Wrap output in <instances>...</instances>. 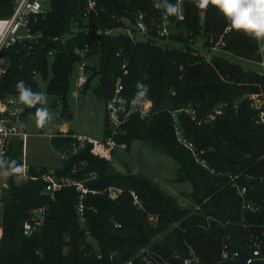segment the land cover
Masks as SVG:
<instances>
[{"label": "trees", "instance_id": "1", "mask_svg": "<svg viewBox=\"0 0 264 264\" xmlns=\"http://www.w3.org/2000/svg\"><path fill=\"white\" fill-rule=\"evenodd\" d=\"M95 2V11L86 15V0H51L32 24L42 38L5 51L8 68L0 80V96H18L20 80L38 91L35 76H50L47 92L61 102L65 114L76 69L84 62L81 92L93 87L105 104L120 83L128 99L151 102L149 116L131 118L117 142L126 151L140 140L173 159L172 183L190 185L191 205H179L143 174L118 171L112 162L93 156L89 146L72 153L69 130L51 137L52 146L66 154L53 174L98 192L83 197L82 222L74 186L62 187L53 199L42 194L41 176L49 169L28 166L27 177L16 178L21 142L13 140L0 156V177H7V189L0 193V264H124L143 248L171 264H183L190 251L200 264H216L224 245L231 254L229 238L245 250L251 237L264 241V123L253 107V97L264 101V73L192 47L200 38L208 50L217 44L223 52L259 62L264 48L258 37L232 29L211 3L198 7L197 0H182L183 19L176 11L165 20L153 0ZM171 2L177 8V0ZM12 4L0 0V18L11 14ZM140 14L146 39H137L133 28V39L121 31L104 33L127 23L134 26ZM160 27L168 30L164 39L179 47L157 44ZM137 81L148 85L144 97L136 96ZM37 107L41 105L28 107L25 115ZM175 119L208 169L177 141ZM105 125L104 112V130ZM234 184L245 187V199L262 210L244 209ZM108 187L123 193L110 200L104 192ZM131 192L140 205L133 204ZM37 208H45L43 225L26 236L23 224Z\"/></svg>", "mask_w": 264, "mask_h": 264}, {"label": "built area", "instance_id": "2", "mask_svg": "<svg viewBox=\"0 0 264 264\" xmlns=\"http://www.w3.org/2000/svg\"><path fill=\"white\" fill-rule=\"evenodd\" d=\"M51 0H12V11L8 17L0 18V80L4 76L8 68V58L5 56V51L15 45L32 43L42 38L41 33L34 34L32 31V24L36 21L40 14H44L47 10L44 9L45 4H49ZM182 0H177V16L179 20L183 19L181 10ZM87 9L86 15L95 11V0H86ZM132 28L136 30L139 35H146L147 28L143 22L142 15H138L134 26H127L124 28H117L115 30L105 31V34H112L114 31L123 32L128 37L133 39ZM229 30V27L226 31ZM97 33H101L97 31ZM159 38H166L168 36V30L164 27H160L157 31ZM258 43L264 44V37H258ZM56 41V39H55ZM216 47H211V50H216ZM220 49V48H219ZM218 49V50H219ZM78 52V51H76ZM264 73V60L259 62ZM84 62H81L76 73L74 75L75 86L79 89L84 84ZM83 83V84H82ZM76 88V89H77ZM253 107L260 110L259 118L264 123V101L260 100L256 96L253 97ZM29 106L22 104L18 100V96H0V156L4 154L9 146V143L13 140L21 142V156L20 165L17 170V179H23L27 177L28 166L24 163V143L27 138L26 126H25V112ZM263 108V109H262ZM152 110V104L149 100L128 99L123 95V87L120 83L115 85L112 96L104 104V112L106 116L104 139H94L86 135L73 133L71 135L72 153H77L85 147L89 146V151L93 156L100 159L112 162L113 152L116 150H125L126 145L124 143H118L117 137L122 133L123 127L131 120V118L137 116L140 119H145L149 116ZM219 113V112H218ZM174 130L177 141L185 149H187L194 160L202 167L208 169L205 160L200 158L202 152H198L194 144L188 140L175 119ZM63 136L65 135L62 134ZM63 158H66V154L63 153ZM31 179H36L31 177ZM44 182L43 195H48L50 199H53L54 194L64 186H74L80 193V202L77 206L78 216L83 222V205L82 199L88 193H98L97 191H90L86 189L82 183H75L64 178H57L53 172H49L41 176ZM236 188V194L242 200V207L253 213L261 211L260 206H255L251 201L245 199L246 188L239 187L234 184ZM106 196L110 200L118 199L123 190L116 187H108L105 191ZM130 195L133 199L134 205H140L137 195L131 192ZM45 217V208L34 209L31 213V217L23 224V234L29 236L38 231L43 225ZM227 245H224V249L221 254V261L230 259L233 255L228 254L226 250ZM245 250V249H244ZM264 241L258 237H251L248 249L245 252L249 256V260L253 261L264 257ZM124 264H171L166 258H163L153 250L149 248H143L140 252L131 260ZM183 264H200L199 258L190 251L189 256L183 259Z\"/></svg>", "mask_w": 264, "mask_h": 264}, {"label": "rangeland", "instance_id": "3", "mask_svg": "<svg viewBox=\"0 0 264 264\" xmlns=\"http://www.w3.org/2000/svg\"><path fill=\"white\" fill-rule=\"evenodd\" d=\"M44 9L48 10L49 4H45ZM137 39L144 40L146 37L138 34ZM157 41V44L161 46L169 44L179 47V44L172 43L168 39L159 38ZM192 47H196L198 51L208 57L220 55L243 68L257 72L263 71L259 62L264 60V51L258 62L245 60L231 53L223 52L217 44L214 46L216 50H208L207 47L203 46V39L200 38L195 40ZM261 48H264V44L261 45ZM49 77L45 79L41 75H36L35 82L38 91L46 95L47 103L43 106L48 108L51 118L41 127L36 123L34 112L29 111L26 113L25 126L27 138L24 143L23 159L27 166L45 167L50 172H53V170L61 167L63 153L52 146L51 137L57 135L61 131L60 129L66 126L73 133L86 135L98 140L101 139L104 133V103L92 93L93 87L81 92L83 86H80L78 89L75 86V82L72 81L68 96V109L64 114L61 102L59 100L58 102L55 101L57 98L50 96L47 92ZM218 112L216 111L215 114L220 113ZM209 118L214 119L212 116ZM112 164L120 172L143 174L148 177L159 185L164 192L173 195L179 205L183 207L191 205L188 198V194L191 191L190 185L188 183H172L177 163L161 151L154 149L148 143L135 140L132 142L129 150H117ZM6 189L7 177L2 176L0 177V193ZM89 241L92 240L89 239Z\"/></svg>", "mask_w": 264, "mask_h": 264}, {"label": "clouds", "instance_id": "4", "mask_svg": "<svg viewBox=\"0 0 264 264\" xmlns=\"http://www.w3.org/2000/svg\"><path fill=\"white\" fill-rule=\"evenodd\" d=\"M213 4L217 10L229 21L231 28L242 31L254 37H264V0H197L198 7H207ZM153 6L163 9L162 16L167 20L169 15L175 14L176 5L171 0H153ZM137 97H144L148 91V85L137 81ZM18 100L27 106L37 107L34 113L36 123L43 127L51 118L47 107L46 95L43 92L34 91L31 86L26 85L23 80L16 84Z\"/></svg>", "mask_w": 264, "mask_h": 264}, {"label": "water", "instance_id": "5", "mask_svg": "<svg viewBox=\"0 0 264 264\" xmlns=\"http://www.w3.org/2000/svg\"><path fill=\"white\" fill-rule=\"evenodd\" d=\"M229 247L233 253L227 260L219 261L216 264H264V257L248 262L249 256L233 239H228Z\"/></svg>", "mask_w": 264, "mask_h": 264}, {"label": "crops", "instance_id": "6", "mask_svg": "<svg viewBox=\"0 0 264 264\" xmlns=\"http://www.w3.org/2000/svg\"><path fill=\"white\" fill-rule=\"evenodd\" d=\"M61 131L59 132V133H61V134H64V133H66L67 131H69V129L66 127V126H64V127H62V129H60ZM0 235H1V229H0Z\"/></svg>", "mask_w": 264, "mask_h": 264}]
</instances>
